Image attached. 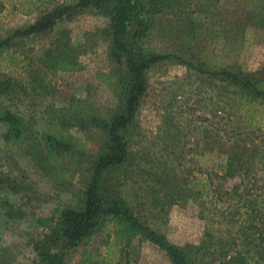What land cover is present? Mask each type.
Instances as JSON below:
<instances>
[{"label":"rangeland","instance_id":"rangeland-1","mask_svg":"<svg viewBox=\"0 0 264 264\" xmlns=\"http://www.w3.org/2000/svg\"><path fill=\"white\" fill-rule=\"evenodd\" d=\"M79 1L0 0V40ZM141 3L128 44L136 53L170 58L145 69L146 91L124 133L125 161L97 183L102 209L121 202L142 230L131 235L106 216L63 264H173L148 233L183 250L190 264H264V100L242 97L211 76L227 69L259 71L255 82L264 78V0ZM110 8L104 3L58 18L33 40H10L0 56V84L12 87L2 96L11 101L17 93L27 138L6 154L0 125V178L22 189L0 182V264H42L34 244L48 230L40 220L83 207L93 172L88 159L106 140L91 121L109 122L125 110L130 79L125 60L108 54ZM47 53H66L76 68L55 70L43 60ZM61 109L80 111L77 122L66 127L65 115L61 124ZM60 124L86 144H78L84 157L46 159L42 135ZM52 248L53 254L59 246Z\"/></svg>","mask_w":264,"mask_h":264},{"label":"trees","instance_id":"trees-1","mask_svg":"<svg viewBox=\"0 0 264 264\" xmlns=\"http://www.w3.org/2000/svg\"><path fill=\"white\" fill-rule=\"evenodd\" d=\"M146 1L147 7L150 6L152 0ZM141 2L142 0H80L75 5L62 6L54 9L51 13L42 16L34 24L17 29L13 32L11 37L0 40L1 56L4 52L8 51V48L12 45L10 40H33L36 36L48 30L56 19L63 16L72 17L76 15L77 12L107 3L108 6H111L108 13L109 22L107 26L109 38L108 54L113 62L120 63L122 59L125 60L127 77L130 79V84L124 89L123 95L125 110L116 113L109 122L104 120L96 122L95 119L91 121L93 126L103 131L106 140L96 154L88 159V161L92 163L93 172L89 183H87L83 207L80 210L63 209L47 220H40V223L48 230L47 233L34 244V250L37 256L41 258L42 264H63L67 252L75 248L80 241L89 236L106 216H113L119 219V224L122 227H129L128 231L131 235L136 233V230L141 229L138 223L129 216L128 212L122 211L120 206L121 202L115 201L111 207L108 206L102 209L100 198L98 197L99 186L97 183L102 173H106L110 168L121 165L125 161L127 156V144L124 141V133L127 128L126 126L132 122L138 110L140 99L146 91L147 83L144 73L145 69L153 66L156 62L168 60L170 58L169 56L161 55L146 56L142 54L141 51L136 53L132 50V43L130 45L128 44V40L131 38L129 35L130 30L134 26L133 22L135 18L140 15L141 10H143ZM15 43L14 46H17L18 43ZM44 59L46 62L51 61L53 63L52 67L55 70L68 71L76 68V65L70 62V57L66 53H61L60 55L47 53L43 57V60ZM256 75L257 73H233L227 69H222L217 71V73L211 74L212 77L221 76L222 81L227 82L229 85L236 86L237 89L240 90L242 97H248L249 95L250 99L264 100V91L259 88L262 85L261 81L255 82L254 78L252 79V77ZM5 77H12V75L8 74ZM31 83H33V81ZM11 88V85L8 83H1L0 97H2L3 94L8 95ZM59 113L62 114L59 122L64 126L63 120L65 115H69L66 120V127H69L74 124V120L77 122L80 111L74 112L71 109L67 111L61 109ZM0 121L7 123L10 127L6 135L7 140L10 137L19 139L23 131L26 130L24 128L23 119L8 110H4L0 113ZM61 124L59 128L52 126L48 132L42 135V139L47 146H49L47 148L48 156L46 159L53 157L61 159L60 157L64 158L68 156L71 161L74 159L79 160L84 157V153L80 148L85 147L86 144L81 146L76 137L60 129L61 127L63 128ZM76 125L78 126V124ZM79 127L83 126L79 125ZM78 144L81 147H79ZM231 161L232 158L230 159V162ZM0 182L5 183L13 192H17L21 189V185L17 184L15 179L2 177L0 178ZM11 214L10 211H7L5 216L10 219L12 217ZM147 237H149L154 245L165 251L173 264H190L186 259L184 251L168 244L162 236H158L155 233H148ZM56 245H58L59 248H57L58 250L56 253L52 254V247Z\"/></svg>","mask_w":264,"mask_h":264},{"label":"crops","instance_id":"crops-1","mask_svg":"<svg viewBox=\"0 0 264 264\" xmlns=\"http://www.w3.org/2000/svg\"><path fill=\"white\" fill-rule=\"evenodd\" d=\"M245 73V72H244ZM253 73H260L259 71H255V72H253ZM10 78V80H11V77H9ZM30 81H33V79H29ZM259 81H261V83H262V87H264V78H262L261 80H259ZM19 97H17V93L12 97V100L11 101H9L10 99H4V97L2 96V97H0V99H1V101H0V105L1 106H3V108H0V113L1 112H3L4 110H8L9 112H11V113H13V114H15V115H18L19 117H21L23 120H24V117H23V115H22V113L20 112V109H17L18 108V106L16 105V102H21V101H19V100H17ZM10 103V104H12V103H15V109H11V108H9V107H6V105H7V103ZM3 104V105H2ZM17 106V107H16ZM24 124H26L25 122H24ZM41 123H39L38 125H40ZM0 125H4L5 126V128H6V131L3 133V147H4V150L6 151L5 153L6 154H8V149H6V148H8V147H12V146H19V147H21L23 144H25L26 143V137H24V134H21V137L19 138V139H16V138H14V137H10V138H8V140L6 139V135H7V133L9 132V129H10V127H9V125L7 124V123H5V122H2V121H0ZM28 153L26 152V151H23L22 152V155H21V158L22 159H28V155H27Z\"/></svg>","mask_w":264,"mask_h":264}]
</instances>
